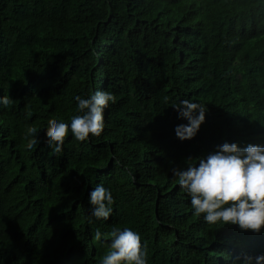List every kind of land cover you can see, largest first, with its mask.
Listing matches in <instances>:
<instances>
[{"label": "trees", "instance_id": "1", "mask_svg": "<svg viewBox=\"0 0 264 264\" xmlns=\"http://www.w3.org/2000/svg\"><path fill=\"white\" fill-rule=\"evenodd\" d=\"M114 93L105 129L69 128L53 153L51 121L76 95ZM0 264H101L110 236L132 227L148 264H239L264 253L259 233L193 214L174 168L224 142L264 146V0H0ZM167 98V99H166ZM207 104L191 139L171 106ZM37 139L29 147V127ZM104 183L110 217H90Z\"/></svg>", "mask_w": 264, "mask_h": 264}, {"label": "clouds", "instance_id": "2", "mask_svg": "<svg viewBox=\"0 0 264 264\" xmlns=\"http://www.w3.org/2000/svg\"><path fill=\"white\" fill-rule=\"evenodd\" d=\"M167 99V98H166ZM113 92L97 89L88 96L76 95L77 113L70 117V124L63 118L51 121L47 131L49 147L59 154L64 147L69 128L74 137L85 141L90 134L100 136L105 129V109L114 103ZM9 95L0 97V104L12 103ZM187 124L176 126L181 140L196 136L205 122L207 104L188 98L173 103ZM32 134L29 147L36 143L37 128H28ZM173 174L180 188L190 197L193 214L202 216L208 224L223 226L231 223L241 229L259 233L264 229V146L248 144L241 147L236 142H224L206 157H189L187 166L174 168ZM94 206L90 217L107 220L114 210L115 197L111 188L97 184L90 193ZM110 236L108 250L101 264H148L147 242L142 243L141 234L132 227L113 226L110 233L95 230L93 239L102 242ZM239 264H264V253L237 257Z\"/></svg>", "mask_w": 264, "mask_h": 264}]
</instances>
